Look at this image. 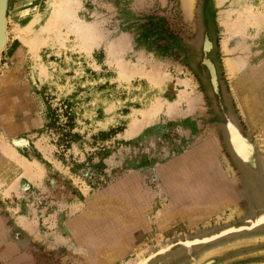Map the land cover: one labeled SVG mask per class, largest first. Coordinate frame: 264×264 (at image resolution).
Instances as JSON below:
<instances>
[{
    "label": "rangeland",
    "instance_id": "obj_1",
    "mask_svg": "<svg viewBox=\"0 0 264 264\" xmlns=\"http://www.w3.org/2000/svg\"><path fill=\"white\" fill-rule=\"evenodd\" d=\"M53 3L7 4L0 135L44 174L0 149L17 184L0 223L36 264H136L168 243L149 264H264V224L177 243L264 214V0H79L89 45L70 21L46 29ZM225 42L250 46L235 77Z\"/></svg>",
    "mask_w": 264,
    "mask_h": 264
},
{
    "label": "bare ground",
    "instance_id": "obj_2",
    "mask_svg": "<svg viewBox=\"0 0 264 264\" xmlns=\"http://www.w3.org/2000/svg\"><path fill=\"white\" fill-rule=\"evenodd\" d=\"M185 2L187 3V6L189 8H191L194 0H185ZM78 5H79V0H54L53 6L50 9L48 15L46 16L44 23L46 25V29L48 31L50 30L51 32L55 33L57 38H59V37H61V35L59 33L61 25L65 21H70V23L71 22L73 23L72 29L74 31H76L77 35L81 38L83 43H85L86 45H89V44H91V34L86 32V29L81 26V22H79V20H78L79 19L78 10H77ZM225 19L226 18H224L223 22H227V21H225ZM7 20H8V17H7ZM32 22H33V20H32ZM14 33H15L16 37L24 38L28 45H30L31 47H34L35 40H34L32 31L30 30L29 24H28V26H25V27H23L21 24L18 25L16 27V30ZM4 35L6 36L5 31H4ZM37 39H38V37H37ZM228 44L225 42L224 50L233 56H230L227 58L226 65H227L228 72L230 73V76L235 77L237 72L241 71L243 66H245L251 60L252 55L250 54V46L247 45L246 43L245 44L244 43L238 44L234 48H229L227 46ZM227 56H229V55H227ZM239 147H241L242 151L245 152L247 145L243 141H240ZM0 149L5 151L6 154L8 156H10L12 159H14L18 163H20L25 168L26 174L31 179H35L37 177L42 178V176L44 174L43 168L40 165H37V164L29 161L25 157L21 156L19 154V152L17 151V149L2 135H0ZM0 176H2V175L0 174ZM0 190L4 194H7L13 190H17V184L16 183L7 184L4 182H0ZM233 213H234V211H233ZM167 217L168 216H166V218ZM172 218H173V216L169 215V218L166 219L165 223L169 222ZM258 219H259V221H258ZM249 223L252 224L253 226H255V225L260 226V225L264 224V214L257 216L254 219V222L249 220ZM32 228L34 229V227H32ZM194 242L187 240L186 242L185 241L183 242L184 244H182V243L181 244L185 245L187 247H191L192 243H194ZM56 243H58V242H56ZM161 243H162V241L159 240L158 244L161 245ZM170 246H171L170 243H168L166 246L161 247L158 252L163 253ZM74 251L78 252V251H80V249H77ZM151 252L152 251L149 249L143 250V252H141L140 256L137 258L136 264H149V261L153 257H155V255H156V252H152V253ZM122 264H133V263L127 261V262L122 263Z\"/></svg>",
    "mask_w": 264,
    "mask_h": 264
},
{
    "label": "water",
    "instance_id": "obj_3",
    "mask_svg": "<svg viewBox=\"0 0 264 264\" xmlns=\"http://www.w3.org/2000/svg\"><path fill=\"white\" fill-rule=\"evenodd\" d=\"M7 4H8V0H0V55H1V52L3 51V49L6 47V44L8 41V32L9 31L7 28V23H8V20H7ZM4 31L6 32V36L4 35ZM230 135H231L230 136L231 137V143L233 144L235 150L237 151V153H239L240 155H242L244 157L245 156V154H243L244 151H242L241 147H239V143L241 141V139L239 138V134L238 133L236 134V131L234 129H232V130H230ZM261 214H259V216ZM258 226L259 225L253 226L252 224H249V225L241 224L239 226L232 225V226L226 227L224 229H221L220 231L213 233L211 235H207L204 237H196V238H192V239H184V240L180 239V240H178L177 243L184 244L183 242L184 241L186 242L187 240L191 241V242L195 241L194 243H192V245L200 244V243H206V242H210L212 240H215L219 237H222V236H224L228 233H231V232H236V231H241V230H251V229L256 228ZM170 245L172 246L173 244H170ZM186 248H188V247H186ZM188 249H190V248H188ZM155 252H156V255L162 254V253L158 252V250H156Z\"/></svg>",
    "mask_w": 264,
    "mask_h": 264
},
{
    "label": "crops",
    "instance_id": "obj_4",
    "mask_svg": "<svg viewBox=\"0 0 264 264\" xmlns=\"http://www.w3.org/2000/svg\"><path fill=\"white\" fill-rule=\"evenodd\" d=\"M9 233V229L0 223V264H36L19 238L15 239Z\"/></svg>",
    "mask_w": 264,
    "mask_h": 264
}]
</instances>
